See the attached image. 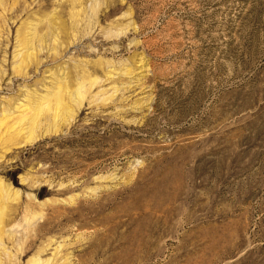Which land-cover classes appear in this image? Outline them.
Masks as SVG:
<instances>
[{
	"label": "rangeland",
	"instance_id": "obj_1",
	"mask_svg": "<svg viewBox=\"0 0 264 264\" xmlns=\"http://www.w3.org/2000/svg\"><path fill=\"white\" fill-rule=\"evenodd\" d=\"M34 261L264 264V0H0V264Z\"/></svg>",
	"mask_w": 264,
	"mask_h": 264
},
{
	"label": "bare ground",
	"instance_id": "obj_2",
	"mask_svg": "<svg viewBox=\"0 0 264 264\" xmlns=\"http://www.w3.org/2000/svg\"><path fill=\"white\" fill-rule=\"evenodd\" d=\"M31 30H33V29H31ZM48 30H50V32L52 34L53 33L52 30H54V26L51 24L50 27H48ZM35 31L37 32V28H35ZM49 34L48 33H46L44 35H40L39 34L40 37H38V38H39V40L42 43H44V42H46L47 37L49 36ZM30 37H31V31L28 30L26 33H24V35L22 36V38H20V40H18V42H19L18 48H20V54H21L20 67L27 66L29 64V59H32V57H33V54H34L33 51L37 50V47L33 48V46H35L34 40L36 38L33 39V38H30ZM56 40L57 39H55V42H56ZM27 67H29V65ZM55 100H56L58 106H60L61 105V102H62V98H61L60 94H57L56 95ZM58 106H57V108H58ZM55 112H57V111H55ZM38 263H39L38 261H34L33 262V264H38Z\"/></svg>",
	"mask_w": 264,
	"mask_h": 264
}]
</instances>
